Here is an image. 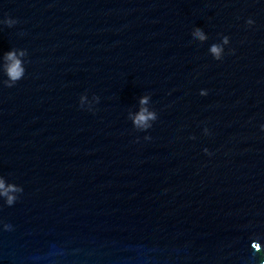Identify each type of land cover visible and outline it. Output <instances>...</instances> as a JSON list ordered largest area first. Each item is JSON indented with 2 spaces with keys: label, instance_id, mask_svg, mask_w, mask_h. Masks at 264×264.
<instances>
[{
  "label": "water",
  "instance_id": "1",
  "mask_svg": "<svg viewBox=\"0 0 264 264\" xmlns=\"http://www.w3.org/2000/svg\"><path fill=\"white\" fill-rule=\"evenodd\" d=\"M0 179V264H264V0H0Z\"/></svg>",
  "mask_w": 264,
  "mask_h": 264
},
{
  "label": "clouds",
  "instance_id": "2",
  "mask_svg": "<svg viewBox=\"0 0 264 264\" xmlns=\"http://www.w3.org/2000/svg\"><path fill=\"white\" fill-rule=\"evenodd\" d=\"M198 35H199V39H201V40H203L205 38L202 33H199ZM219 51L220 50L215 46L212 48V52L217 54V56H219ZM21 55H23V53H21ZM6 58L8 60L13 61L12 65L9 69L11 78L12 79L19 78L22 74V69L20 67L21 62L18 59H16L15 53L6 54ZM146 102H147L146 98L141 101L142 104L146 103ZM144 119H145V115H144V112L142 111V113L140 114V116L138 117L136 122L139 123V122L143 121ZM12 190L13 189L11 186L5 187L4 181L2 179H0V195L8 196L9 191H12ZM8 202L9 203L12 202V197H9ZM253 247L256 248L257 251L260 250V246L258 244H254Z\"/></svg>",
  "mask_w": 264,
  "mask_h": 264
}]
</instances>
